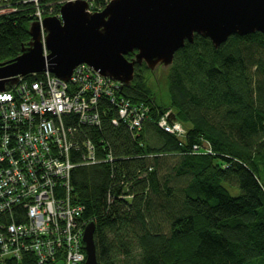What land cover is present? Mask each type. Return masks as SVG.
Returning <instances> with one entry per match:
<instances>
[{
  "label": "trees",
  "instance_id": "1",
  "mask_svg": "<svg viewBox=\"0 0 264 264\" xmlns=\"http://www.w3.org/2000/svg\"><path fill=\"white\" fill-rule=\"evenodd\" d=\"M67 1L2 0L0 63L28 44L38 8L59 15ZM87 1L95 12L110 0ZM152 76L136 64L118 91L149 108L139 131L113 124L117 110L102 99L101 125L76 132L114 157L71 178L72 201L95 223L99 264H264V34H232L219 47L196 34L175 53L167 98ZM168 111L185 127L182 139L159 127ZM6 264L38 263L26 254Z\"/></svg>",
  "mask_w": 264,
  "mask_h": 264
},
{
  "label": "built area",
  "instance_id": "2",
  "mask_svg": "<svg viewBox=\"0 0 264 264\" xmlns=\"http://www.w3.org/2000/svg\"><path fill=\"white\" fill-rule=\"evenodd\" d=\"M39 74L32 80L19 77L0 91V264L21 261L26 254L38 264H84L87 223L83 205L71 199L72 173L113 157L103 158L105 149H98L88 135L77 137V129L101 125L102 99L117 110L119 119L112 123L121 121L134 133L149 108L119 95L121 82L85 64L68 80L49 71ZM169 115L160 118L159 127L182 139L185 127L170 122Z\"/></svg>",
  "mask_w": 264,
  "mask_h": 264
},
{
  "label": "water",
  "instance_id": "3",
  "mask_svg": "<svg viewBox=\"0 0 264 264\" xmlns=\"http://www.w3.org/2000/svg\"><path fill=\"white\" fill-rule=\"evenodd\" d=\"M89 7L87 0H68L59 15L32 22L21 54L0 63V91L19 77L45 71L68 80L82 64L130 85L136 64L145 63L151 72L169 69L196 34L215 47L232 34H264V0H110L101 11ZM169 120H177L174 112ZM94 233L90 222L83 234L84 264H99Z\"/></svg>",
  "mask_w": 264,
  "mask_h": 264
},
{
  "label": "rangeland",
  "instance_id": "4",
  "mask_svg": "<svg viewBox=\"0 0 264 264\" xmlns=\"http://www.w3.org/2000/svg\"><path fill=\"white\" fill-rule=\"evenodd\" d=\"M5 11L7 10L5 9ZM167 73H168L167 68H159L153 72V76L151 77L150 80V85L152 86L153 90L162 92V96H164L165 98H167V94H168L167 85L165 83ZM224 185L229 189V191L234 196L239 194L240 191L235 185H231L229 183H224ZM53 264H63V263L62 261L58 260Z\"/></svg>",
  "mask_w": 264,
  "mask_h": 264
},
{
  "label": "bare ground",
  "instance_id": "5",
  "mask_svg": "<svg viewBox=\"0 0 264 264\" xmlns=\"http://www.w3.org/2000/svg\"><path fill=\"white\" fill-rule=\"evenodd\" d=\"M38 11H37V15H38V19H37V21H39V16H43L44 14L42 13L43 11L40 9V8H38L37 9ZM5 11V10H4ZM39 74V73H38ZM31 75H33V74H31ZM35 75V74H34ZM28 76V75H27ZM23 77H26V76H23ZM7 86H9V85H7ZM149 114V113H148ZM113 119H119V115L118 114H116V116H114V117H112V122H113ZM121 123V121L119 122V124ZM144 123H145V120H143L142 122H141V126H143L144 125ZM118 124V125H119ZM103 149H106L105 147H103ZM102 154L103 155H105V156H103L102 155V157L103 158H109V155H111L112 157H113V155L111 154V152L110 153H106V151L105 152H102ZM114 158V157H113ZM70 185H71V187H72V183L70 182ZM73 188V187H72ZM82 205V204H81ZM83 207H84V210H85V206L83 205Z\"/></svg>",
  "mask_w": 264,
  "mask_h": 264
}]
</instances>
